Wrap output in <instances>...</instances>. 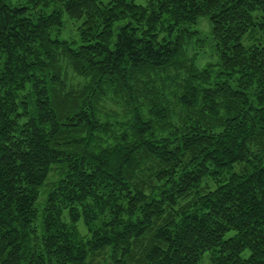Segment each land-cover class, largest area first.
<instances>
[{
    "label": "trees",
    "instance_id": "16d2710c",
    "mask_svg": "<svg viewBox=\"0 0 264 264\" xmlns=\"http://www.w3.org/2000/svg\"><path fill=\"white\" fill-rule=\"evenodd\" d=\"M0 264H264V0H0Z\"/></svg>",
    "mask_w": 264,
    "mask_h": 264
},
{
    "label": "rangeland",
    "instance_id": "374dc122",
    "mask_svg": "<svg viewBox=\"0 0 264 264\" xmlns=\"http://www.w3.org/2000/svg\"><path fill=\"white\" fill-rule=\"evenodd\" d=\"M110 0H104L105 3L109 2ZM136 4H139V5H146V3L149 1V0H134ZM5 2L9 5H17V4H20L23 2V0H5ZM126 21H119L115 24V26H122L125 24ZM70 25V23L68 24ZM196 29L200 30L203 37L206 38V45H208V41H209V33H210V25L208 23V21L205 19V18H200L198 20V23L197 25H195ZM73 36H76L74 32L70 31L69 29L65 30L62 34V38H71ZM207 49V54L204 55L202 57V59L200 58V60H198V63H199V66L201 67L203 65L204 62L206 61H213V53H211V51L209 50V48H206ZM80 230L82 232H85V230L82 228V226H80Z\"/></svg>",
    "mask_w": 264,
    "mask_h": 264
}]
</instances>
